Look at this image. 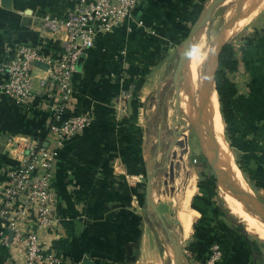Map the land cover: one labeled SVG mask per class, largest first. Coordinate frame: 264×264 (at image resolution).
<instances>
[{"label":"crops","instance_id":"obj_1","mask_svg":"<svg viewBox=\"0 0 264 264\" xmlns=\"http://www.w3.org/2000/svg\"><path fill=\"white\" fill-rule=\"evenodd\" d=\"M8 1L0 0V62L19 44L57 53L59 40L48 33L43 18L64 16L72 2ZM202 1L203 12L209 0H143L132 22L99 36L77 66L68 116L89 114L93 121L57 150L52 187L58 223L53 232L41 233L46 252L66 264H206L209 250L204 249L212 237L224 252L217 264H264L261 240L248 239L246 229L241 237L232 227L225 237L206 220L202 187L207 178L198 182L197 166L191 164L201 156L189 149L178 164L176 153L172 161L166 158L174 111L168 84L159 78L165 58L184 35L181 28L192 26L186 16L190 4ZM262 5L246 25L252 24L250 30L230 44L238 65L228 75L236 89L228 146L250 191L253 186L264 195V11L254 15ZM33 77L38 90L37 82L48 78L46 68L33 69ZM47 106L36 95L18 105L0 92V193L16 160L6 147L10 137L54 149ZM170 137L176 138L173 132ZM189 189L187 207L194 217L184 238L175 209ZM0 264H25L22 247L1 250Z\"/></svg>","mask_w":264,"mask_h":264},{"label":"built area","instance_id":"obj_2","mask_svg":"<svg viewBox=\"0 0 264 264\" xmlns=\"http://www.w3.org/2000/svg\"><path fill=\"white\" fill-rule=\"evenodd\" d=\"M72 8L60 17L45 16L48 33L59 40L57 53L45 54L42 45H16L11 56L0 62V92L18 105H26L34 95L47 101L53 117L50 127L54 149H45L32 139L6 142L14 164L0 193V252L19 245L25 264H66L54 252H46L41 233L53 232L58 223L57 196L52 187L59 147L90 127L89 114L71 115L73 78L78 62L91 50L96 39L132 22L133 13L143 0H70ZM46 68L48 78L34 87L33 69ZM187 148V147H186ZM194 163L196 161L194 160ZM206 264L223 258L218 244L210 246Z\"/></svg>","mask_w":264,"mask_h":264},{"label":"rangeland","instance_id":"obj_3","mask_svg":"<svg viewBox=\"0 0 264 264\" xmlns=\"http://www.w3.org/2000/svg\"><path fill=\"white\" fill-rule=\"evenodd\" d=\"M212 1L213 0H209L207 4L205 5L206 6L205 8H208L210 6L209 4H211ZM248 2H251V0H248ZM248 2L247 0H244V3H242V6L239 7L240 9L238 12L239 13L238 16L243 15L247 12H250L252 14L256 10L257 6L261 5L264 2V0H255L252 6H249ZM237 6H238V0L225 1L222 5H220V7L216 9L215 13L210 18H208V20L204 24V27L201 29V32L199 33V35H197L196 38L199 41L198 43L200 44L201 47L203 46L202 52L205 53L207 56L206 63L208 62L210 52H212L214 49L213 43L217 37V34L221 30V28H223L224 25L231 19V17L236 15ZM263 11H264V5H262L255 12L254 15L258 16V14H260V12H263ZM249 20L250 19H248V15H247L239 23H236L234 28L232 27L230 30H228L230 31V33L228 35V38H226V41L224 42V46L227 44L235 45V42L238 39H240L241 36H243V34H246L248 32L247 30H250L252 24L249 26H246ZM191 27L192 26H188V30H190ZM188 34H189V31L187 35ZM186 37L184 33L183 37L180 38L181 40L179 39L180 42H177L176 44H174V46H172L171 54L167 58H165V61H164V64H166V67L162 68L161 75L159 78L161 81L163 80L165 84H168L167 95H168V99L170 102L169 107H171L174 111L169 121V131H168L169 137L165 145L166 147L168 146V149H167L168 152L166 154V158L167 160L172 161L173 153L174 154L176 153V158H174V162H176V164H178L182 160L183 154L187 153L189 149L192 155L197 154L201 156V158H203L199 140L197 138V135L194 132V129L192 128L193 124L191 123L186 124L187 122L183 118L184 114L181 111V102L183 98L182 95L184 94V97L186 98H188L189 96V94L186 92L187 91V83H186L187 80L185 77V73L183 72V68H181V71H179L180 55L182 51L183 42ZM217 70H218V64L216 66L214 77L217 73ZM177 90L179 92V97H180V114L182 117L180 121H178L177 113H176ZM183 91L185 92L183 93ZM219 111H220V108H219ZM172 132L174 133L175 137L177 136V134L179 136L176 138L170 137V134H172ZM223 132H224V138L227 142V145H230V143L227 141V136H229V134H226L225 132L224 123H223ZM235 159H236L235 160L236 163L234 162L235 165H239V161L237 160V158ZM191 164L197 166L196 171L199 173L198 182L202 184L204 183L205 178H207L206 185L205 184L203 185L205 186V188L202 187V192L204 191V189H206V192H207L206 197H205L207 198V201H204L205 210H206L205 211L206 220L209 221L210 224L214 227V229H217L219 232L223 230L222 232L225 237H228L229 235L228 234L229 232L225 230L231 227L239 229L241 233L239 232L238 235L241 237H244L246 234L244 231L245 230L244 224L239 219L234 217L230 213V211L227 209L225 202L223 200L222 194L220 190L218 189L219 184L216 183V180L214 178L212 171L208 168L206 162H204V158L198 164L194 163V160ZM250 188H251V193H249L250 195L255 196V198L259 196L258 198H260L261 201H264V195L260 191L257 192L256 190H254L255 188L253 186H250ZM191 195H192V190L189 189V190H186L183 194H181L179 199H185L187 197L189 200ZM183 202H184L183 200H180V204L178 203V205H176L175 210L177 214H178L179 208L183 206ZM152 215L154 216L153 213ZM153 216L152 218H154ZM247 234H248L247 236L248 239L254 242H257L259 240L256 236L250 234L249 232ZM260 242H262L260 243V245L263 244L264 246V242L263 241H260ZM213 244L214 243H211L210 246H212ZM210 246L208 249L209 251H210Z\"/></svg>","mask_w":264,"mask_h":264},{"label":"bare ground","instance_id":"obj_4","mask_svg":"<svg viewBox=\"0 0 264 264\" xmlns=\"http://www.w3.org/2000/svg\"><path fill=\"white\" fill-rule=\"evenodd\" d=\"M254 2L255 0L248 2L249 6H252ZM242 3H244V0L241 1V6ZM239 7L240 0H238L236 15L231 17V21L229 20L225 24L226 28H223L219 37L214 40V49L210 52L207 63V56L202 52L203 46H200L197 38L189 47L182 64V68L187 80L186 92L189 94L188 98L190 99L184 97V94L182 95L181 111L184 114V116H182L187 122L186 124H193L192 128L194 129L195 134L198 133L202 136V140L206 146V153L212 160L213 158L215 159L220 175H222L226 181L235 183L244 194L250 195L249 193H251V191L237 169L231 150L224 138L223 123L218 105V96L213 87L212 81L216 68V56L220 47L226 41V38H228L230 33L228 30L233 27L236 21V23H239L247 15L251 14L250 12H247L243 15H239L238 17ZM252 16L253 15L251 14L248 19ZM184 92L185 91H183V93ZM218 189L220 190L225 205L230 213L244 224L247 232L264 242V223L253 216L251 212H249L243 204L238 202L232 193L222 184L218 185ZM180 200H183L184 202L183 206L179 208L176 217L181 225L180 235L186 238L191 232V224L194 215L187 207L188 198L178 199L177 202L179 204Z\"/></svg>","mask_w":264,"mask_h":264},{"label":"water","instance_id":"obj_5","mask_svg":"<svg viewBox=\"0 0 264 264\" xmlns=\"http://www.w3.org/2000/svg\"><path fill=\"white\" fill-rule=\"evenodd\" d=\"M225 1H227V0H213V2L210 4V6L208 8H206L201 13V15L198 17V19L192 25L191 29L189 30V34L187 35V37L185 38V40L183 42L182 51H181V55H180L179 71H181L182 64L184 62V59H185V56L188 52L189 47L195 42V39H196L197 35H199V33L201 32V29L204 27V24L206 23L208 18H210L214 14L215 10L220 5H222ZM241 1L242 0H240V6H241ZM3 2L6 3V5H7L9 1L3 0ZM235 19H236V17H235ZM223 28H226V25ZM223 28H221V30L217 34V37H219ZM223 46H224V43L220 47V49L217 53L216 66L219 62V55L221 53ZM81 61H82V58L79 60L78 65L81 63ZM215 71H216V68H215ZM214 74H215V72H214ZM212 81H213V87L215 89V77H214V75H213ZM215 91H216V89H215ZM176 113H177L178 121H180L182 119V117L180 114V97H179L178 90L176 93ZM196 135H197V138H198L199 143H200V148L202 151V156L204 158V161L206 162L208 168L212 171L214 178L216 180V183L222 184L228 191H230L232 193V195L234 196V198L238 202L243 204V206L249 212H251V214L253 216H255L262 223H264V203H262L261 201H259L257 198H255L252 195L250 196V195L244 194L235 183L226 181L222 177V175H220V172L218 171L219 169L217 168V164H216L215 159L213 158V160H212L210 157H208V155L206 153V146L202 140V136L198 133ZM174 158H176V155L174 156Z\"/></svg>","mask_w":264,"mask_h":264},{"label":"trees","instance_id":"obj_6","mask_svg":"<svg viewBox=\"0 0 264 264\" xmlns=\"http://www.w3.org/2000/svg\"><path fill=\"white\" fill-rule=\"evenodd\" d=\"M202 3L203 1L200 4H190V10L186 13L190 25H193L200 16L203 10ZM181 29L184 30L186 37L189 30L184 27ZM237 65L238 64L235 59L234 48L231 45L223 46L221 53L219 55L218 70L215 75V89L218 96L220 115L225 125V132L226 134H229V136H227V141L229 143L231 142L230 126L234 120V113L232 110V99L236 94V89L234 87V84L229 80L228 75L237 70ZM211 243L214 244L216 243L221 247L219 241L214 237H212L209 243H207L206 248L204 250L207 251ZM190 251L192 252L195 251L193 245L190 247ZM223 256H224V252H223Z\"/></svg>","mask_w":264,"mask_h":264}]
</instances>
